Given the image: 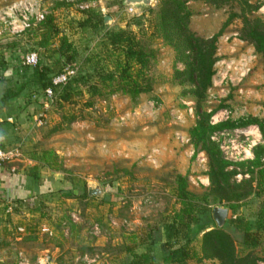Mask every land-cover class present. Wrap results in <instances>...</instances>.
I'll return each instance as SVG.
<instances>
[{
    "label": "rangeland",
    "instance_id": "obj_1",
    "mask_svg": "<svg viewBox=\"0 0 264 264\" xmlns=\"http://www.w3.org/2000/svg\"><path fill=\"white\" fill-rule=\"evenodd\" d=\"M24 1L41 3L40 8L52 15L59 35L72 44L76 51L72 79L91 76L86 86L69 85L70 101L60 102V93H56L46 105L42 90L30 86L31 70H23L20 57L35 53L38 61L42 59L49 66V77L72 68L57 64V54L43 58L37 24L12 36L0 23V60L5 65L0 73V97L22 87L20 98L14 101L27 122L19 129L24 135L19 151L23 157L14 162L20 161L16 164L26 175L32 177L36 172L41 179L39 183L33 179L26 200L11 201L15 206L8 208L0 201V264H19V257L28 264H37L40 258L45 262V257V264H131L132 256L124 249L145 252V247L137 244L147 237V243H154V264H162L164 231L179 209L176 176L186 179L197 210L229 205L204 200L210 186L209 161L200 146H194L189 131L203 114L210 115V125L264 118V61L242 41L239 32L244 14L264 20V0H247L248 5L259 6L251 13L246 12L242 0L186 2L188 32L201 39L218 36L212 84L201 99L192 95L194 83L176 77L175 72L183 71L186 63L180 52L154 35L158 0H151L148 7L134 6L132 14L127 13L125 0H91V4L81 0H0V17ZM58 3L65 6L56 8ZM88 11L110 17L98 33L79 26ZM120 29L131 31L155 52L146 73L151 91L135 100L121 93L109 94V90L91 94L87 89L97 82L92 77L95 69L112 70L115 59L105 58V36ZM58 45L56 38L50 49ZM224 132L228 135H217L213 142L231 164L226 170L235 172L230 186L245 192L250 176L246 167L235 165L252 160L254 146L264 145V137L254 125ZM48 152L54 156L49 165L40 160ZM87 185L99 187L100 196L86 199ZM259 203L252 194L236 203L235 210H228L221 229L231 238L239 257L250 254V260L264 264V235L261 245L249 253L243 246V231L232 223L244 220L255 232ZM191 245L199 259L188 264H219L203 258L201 234Z\"/></svg>",
    "mask_w": 264,
    "mask_h": 264
},
{
    "label": "trees",
    "instance_id": "obj_2",
    "mask_svg": "<svg viewBox=\"0 0 264 264\" xmlns=\"http://www.w3.org/2000/svg\"><path fill=\"white\" fill-rule=\"evenodd\" d=\"M158 1L160 2V8L155 11L154 35L164 39L167 45H173L180 52L181 58H184L186 63L183 71L175 72L176 77L182 76L185 81L194 83L195 87L192 95L196 99H201L212 84L216 52L215 42L218 36L211 39H201L188 32L187 22L190 14L185 4L189 0ZM203 1L217 3L219 0ZM242 2L246 12L251 13L259 8V6L252 7L248 5L247 0H242ZM60 6L65 5L58 3L56 8ZM148 10L152 12L151 9ZM79 26L83 31L89 29L94 33H98L99 30L105 27V24L102 15L88 11L84 13V19ZM37 27H39L40 35L38 46L44 51L43 58L45 57L48 60L52 57V54H57L59 56L57 64L69 65L73 69L75 66L72 62L76 59V51L65 35H59L52 15L47 14L45 19L37 24ZM239 32L242 41L250 44L255 53L260 55L264 61V20L257 17L249 18L248 15L244 14ZM106 34L107 49L105 52L107 54L105 58L106 60L115 59L112 70L106 71L102 67L95 69L92 77H96L97 82L88 85V92L100 95L101 90H109V94L121 93L130 97L131 100H135L143 93L150 92V80L146 73L155 59V52L147 49L144 40L131 31L120 29ZM56 38L59 40V45L55 50H52L50 47ZM61 59L64 61L60 62ZM38 62L34 68L22 67L24 71L31 70L30 86L43 91L51 87L53 76L49 77V66L44 64L42 59ZM4 67V61L0 60V73ZM88 76L91 75L71 78L66 85L53 88L54 98L57 95L56 93H60L58 99L60 102L70 101L72 92H70L71 87L69 85L83 84L86 86ZM21 92L22 87L17 89L15 93L12 92V95H5V98L18 97ZM209 117V114H203L202 119L197 121L189 131L194 146H200L209 161L208 179L210 186L208 193L203 198L206 202L208 199L217 203L227 202L229 205L226 209L231 211L237 208L236 203L242 201L248 195L252 194L260 199L259 208L256 212L255 232L250 230L248 223L244 220L235 219L232 222L243 231V246L250 253V251L261 245L262 234L264 235V163L262 162L264 159V145L254 146L252 160L235 165L246 167L250 176L249 181H246L248 187L245 188V192L243 189L238 191L237 187L233 186V188L229 184V179L235 172L230 173L226 170L231 164L223 159L219 145L211 140V136L214 133L254 125L264 137V118L249 117L239 121L227 120L216 125H210ZM51 158H54V156L51 152H48L44 153L40 160L49 165V161H52ZM33 176L35 179L37 178L35 172ZM174 185L176 204L179 209L173 213L172 223L167 225L164 231L165 242L162 245V264H188L191 260L199 259V255L193 249L191 243L200 234L201 251L204 259L216 260L219 264H256V259L250 260V254L244 257L237 255L231 238L216 226L212 217L213 209L209 211L206 208L197 210L196 198L188 191L185 178L180 175L176 176ZM68 195L69 193L66 194V196ZM85 198H91L88 197L87 190H85ZM148 238L150 237L137 244L139 247H145V252L141 254H136L133 247L124 249L132 256L131 264H154V243H147Z\"/></svg>",
    "mask_w": 264,
    "mask_h": 264
},
{
    "label": "built area",
    "instance_id": "obj_3",
    "mask_svg": "<svg viewBox=\"0 0 264 264\" xmlns=\"http://www.w3.org/2000/svg\"><path fill=\"white\" fill-rule=\"evenodd\" d=\"M57 1H65V2H72V0H52V2ZM83 3H90L91 0H81ZM41 4V3H40ZM37 1L35 2H19L16 5H13L9 8L8 13L5 14L4 17H0V23L4 25L7 29V32L12 35H19L24 33L25 31L29 30L33 25L39 24L42 22L47 13L45 10L40 8V5ZM89 6L85 5V8ZM80 8H84L80 6ZM127 13H134V6H128L126 9ZM4 32V31H3ZM1 34V33H0ZM19 64L21 66L27 67H35L38 64V57L35 53H29L20 57ZM75 71L74 69H67L63 73L55 75L51 79V87L46 88L42 91V99L44 103L47 105V102H52L54 99V90L53 88L61 87L67 84V82L74 76ZM44 104V105H45ZM38 125H41L40 119L37 120ZM219 135L223 137L224 135H228V132H219L214 133L211 136V140L214 141L215 137ZM221 148V147H220ZM222 149V148H221ZM20 156L18 150H6L0 148V165L12 162ZM19 232H22V229H18ZM43 232H48L47 229H44ZM45 262L40 258L37 260V264H45L46 261L48 262V257H45ZM19 264H28L25 258L19 257Z\"/></svg>",
    "mask_w": 264,
    "mask_h": 264
},
{
    "label": "crops",
    "instance_id": "obj_4",
    "mask_svg": "<svg viewBox=\"0 0 264 264\" xmlns=\"http://www.w3.org/2000/svg\"><path fill=\"white\" fill-rule=\"evenodd\" d=\"M5 97L4 95L0 97V148L21 152L20 147L24 141V135L19 132V129H23L27 125L26 117L22 115L23 111L20 112L15 106L14 100L17 97L10 99ZM20 157H23L22 153ZM19 162L17 160L0 165V201L4 202L6 207L8 205L15 206L11 203L13 200H26L31 192L32 181L35 179L33 174L32 177L26 175L22 168L16 164ZM38 178L35 180H38L39 183L41 179ZM39 188H41V184Z\"/></svg>",
    "mask_w": 264,
    "mask_h": 264
},
{
    "label": "water",
    "instance_id": "obj_5",
    "mask_svg": "<svg viewBox=\"0 0 264 264\" xmlns=\"http://www.w3.org/2000/svg\"><path fill=\"white\" fill-rule=\"evenodd\" d=\"M151 0H125V4L128 6H137L139 4H142L146 7L150 5ZM110 20L109 16H104L103 21L104 24H107V22ZM87 195L88 197H97L100 196L101 191L99 187H92L90 185H87ZM228 210L224 207H214L212 210V217L214 222L216 223V226L218 228H221L224 224V222L227 219Z\"/></svg>",
    "mask_w": 264,
    "mask_h": 264
}]
</instances>
